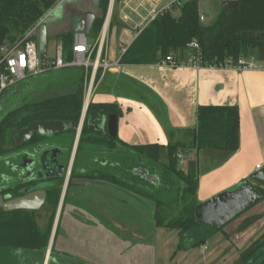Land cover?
I'll return each mask as SVG.
<instances>
[{
  "label": "trees",
  "instance_id": "obj_1",
  "mask_svg": "<svg viewBox=\"0 0 264 264\" xmlns=\"http://www.w3.org/2000/svg\"><path fill=\"white\" fill-rule=\"evenodd\" d=\"M61 1L0 0V47L22 42L33 28H39L42 19ZM68 1L69 15L64 12L59 21H50L47 30L49 40L50 28H60L55 35L61 41L66 61H72L75 34L72 18L92 10L85 0L80 3ZM108 6L109 0H100L96 7L100 15H96L88 35L91 41L97 40L101 34ZM114 24L113 21L111 27ZM31 39L37 41L38 36L34 35ZM191 42L200 45L203 62L207 65L219 66L227 60L237 61L241 57H255L264 64V0H227L216 20L209 26L200 20L198 0H193L185 4L175 16L164 14L153 21L121 55L119 64H159L169 55L176 56L189 50ZM39 57L46 59V51L41 52ZM66 69H75L71 91L40 101L18 103L17 97L26 85V81H21L5 90L0 99V163L24 147L49 144L60 150L57 160L65 168L60 177L46 180L49 184L45 189L46 201L40 210L5 212L0 208V254H11L8 264H19L20 252L28 256L26 264H43L50 244L85 102L86 71L83 68ZM101 75L102 71L99 70L95 83ZM110 115H116L117 118L122 115L116 103L90 102L61 212L66 205L72 181L93 180L109 183L151 201L155 208V227L178 232V251L201 248L216 234L223 232L229 224L218 228L196 221L195 212L200 204L199 162L197 158L191 159L188 166L183 168L178 155L189 151L223 152L227 155L237 152L240 147L239 109L235 106L199 107L197 127L171 132L172 141L167 146L129 145L118 136L109 137L103 122ZM41 121H66L73 127L53 138L36 134L27 144H16L22 129ZM175 135H181L182 138L174 140ZM138 170L147 171L149 176L156 178V182L143 178L137 173ZM249 181L256 183L252 185L263 195L264 200V183L252 179ZM26 186L23 183L8 186L0 190V195L12 193L14 197H19ZM42 212L48 215L44 228L39 225V220L43 218ZM59 227L60 219L54 241L59 235ZM53 246L48 264H87L68 254H59ZM234 264H264V232L241 252Z\"/></svg>",
  "mask_w": 264,
  "mask_h": 264
},
{
  "label": "crops",
  "instance_id": "obj_2",
  "mask_svg": "<svg viewBox=\"0 0 264 264\" xmlns=\"http://www.w3.org/2000/svg\"><path fill=\"white\" fill-rule=\"evenodd\" d=\"M125 2L126 0L123 2V8H125ZM124 11V9L120 11L117 28H112L111 31L112 49L109 44L106 57L101 60L111 64V67L100 77L96 86L99 93L93 97L95 99L92 98L96 103H116L121 109L122 115L118 118V138L129 145L159 144L167 146L172 141L171 132L197 127L199 107L235 106L240 113V147L238 151L230 155L208 151L184 152L182 153L181 166L186 168L191 159L197 158L199 162L198 200L200 203L207 202L215 196L236 188L240 182L249 181L252 174L259 171L256 168L258 165L261 166L260 170L264 168V64H261L262 68L251 71L217 68L173 69L160 64L121 65L119 64L120 46L129 47L134 42L137 38L135 36L136 28L140 24L138 18L134 19ZM188 53L189 51H184L175 57L176 59L185 58ZM178 138H182V136L175 135L174 140ZM91 181L86 182L88 187L106 183ZM81 183L84 182L75 184L80 185ZM251 183L256 185L255 182ZM110 185L107 183L106 189H112L113 185ZM262 187L264 188V186ZM116 192L118 194L110 193L105 197L106 205L101 207L97 205L98 203L90 202L91 198L85 197L82 192V197L78 193L75 200L79 198L84 201L87 212H82V214L70 207L71 209L66 215L77 219L83 226L81 228L83 230L92 223L91 219L98 220L104 231L110 232L116 240L119 238V244L115 245V249L117 248V251H114L115 257H124L131 250L144 246L145 243L147 244L153 239L148 242L138 228L140 218L135 215L134 204L131 205V202L129 204L118 199L119 195L132 197L131 193ZM112 199L122 202L124 207L127 206L128 210L126 213L122 212L119 218L117 216L114 218L112 209L108 206ZM65 207L63 212H61L62 207L60 211L58 208L55 223L58 225L60 219V232L55 241V233L53 238L51 236V249L48 247L43 264H46L48 256L51 257L53 244L54 250L59 254H68L87 264H101L102 261L98 263L90 261L85 256V250H81L79 253L78 250L71 247V238L66 233L70 230L61 227ZM135 222L137 223L136 228ZM54 229L55 227H53V231ZM160 230L154 224L151 229L152 236H158ZM116 232H122V235L120 236ZM61 234L63 242L60 249H56L57 239ZM206 245L202 247H206ZM109 249L108 246L106 252L103 253L109 256ZM19 255V264H26L28 256L22 252ZM10 258H12L11 254L8 259ZM8 263L7 260L4 264Z\"/></svg>",
  "mask_w": 264,
  "mask_h": 264
},
{
  "label": "rangeland",
  "instance_id": "obj_3",
  "mask_svg": "<svg viewBox=\"0 0 264 264\" xmlns=\"http://www.w3.org/2000/svg\"><path fill=\"white\" fill-rule=\"evenodd\" d=\"M66 0L63 2L58 8L54 10L51 14L49 21H59L63 18L64 12L69 15L67 9H70L69 1ZM81 0H74V3H80ZM127 2L129 0H126ZM227 0H198V8L200 15L205 18L203 22L204 25L209 26L211 25L217 18L218 14L223 8L224 2ZM124 0H113V8L111 12V16L109 19L108 25V41L106 43V53L109 48L112 49L113 42L111 40L112 35V28H117L116 21L118 20V16L120 11L124 9L125 13L131 15L134 19L140 21V18L133 14L131 8H123L124 7ZM126 2V3H127ZM85 3L89 5L91 8V12L95 15H100V11L96 9V7L92 6L90 0H85ZM111 0H109L108 12L110 7ZM123 3V5H122ZM130 6L135 9L137 8L136 5L130 3ZM94 7V8H93ZM98 12V13H97ZM143 15L145 14L143 11H140ZM69 17V16H68ZM107 19V15L105 21L103 23V27L105 25ZM78 21L77 18L72 20V25L74 22ZM114 21V26L111 27V23ZM59 25V24H57ZM51 27L50 28V36L48 40V44L45 48L46 57L52 60L56 54V46L58 43H61L60 39L56 37L55 33L59 32L60 28ZM102 27V29H103ZM69 27H66L67 29ZM38 36V29L35 33ZM41 52H39L40 55ZM75 69H61V70H50L48 72L33 75L27 77L25 80L26 85L21 89L20 94L17 97L18 103L25 101V102H35L45 99L50 96H54L57 94H61L64 92H68L72 90V75L74 74ZM80 71H76L79 73ZM98 83V82H97ZM96 83V86H97ZM86 85V84H85ZM94 86L92 93H91V101L94 102L93 98L97 93H99L98 88ZM93 98V99H92ZM30 147H24V149H28ZM23 149V150H24ZM207 152V151H205ZM48 158H44V161L48 163L51 155L47 154ZM10 159V160H8ZM165 159V157H163ZM21 157H15V154L10 155L8 158H5L0 163V173H8L14 175L13 172L19 174L20 172L15 170L14 168H10L8 165L14 164V161L17 163H21ZM84 160V159H83ZM85 162V161H82ZM8 164V165H7ZM69 182V181H68ZM84 182L80 185H76L75 183ZM92 182L91 180H83V179H74L72 184L69 188L68 198L66 201V207L64 210V215L62 217L61 227L69 229L70 231L66 233L71 238L73 249L78 250H85V256L92 262H100L101 264H234L237 259L239 258L241 252L245 250L253 241L258 239L264 232V200L260 201L255 206L248 209L244 212L240 217L236 220L231 222L223 232L216 234L206 245V247L193 249L190 251H178L177 245L179 242V234L177 231H167L165 229H161L159 235L153 237L151 234L152 226L155 224L154 220V204L146 200L144 198H140L134 194H131L132 197L127 195L120 196L119 200H124L125 202H131V205L134 204L135 206V215L140 218V223L138 228L142 235L145 236L146 240L149 243H145V245L136 248L134 252H130L126 254L124 257H115L114 251L115 245L119 244L118 240L114 239L111 236L110 232L107 233L104 231L102 226H100L99 221L95 219H91L92 223L89 224V227L86 229H81L83 226L77 219L70 218L66 214L68 210L74 208L75 210L82 212L85 211V202L77 198L75 200V196L79 193H83L85 197H90L89 200L92 203H98L99 207L106 205V199L110 193H116V191H124L123 189H119L115 186L112 189H106L107 183L96 184L93 187H88V183ZM99 183V182H98ZM47 182L39 184V186L45 187ZM242 184V182H240ZM65 186V184H64ZM63 186V189H64ZM112 186V185H110ZM68 184L66 186L67 190ZM65 190V194H66ZM82 192V193H81ZM63 193V191H62ZM130 194V193H129ZM82 197V196H81ZM111 199V196H110ZM79 201V202H77ZM60 205V204H59ZM109 208L112 209V214L114 218L117 216L118 218L122 215V212L126 213L127 206L124 207L122 202H118L115 199H112L108 203ZM71 207V208H70ZM140 209V210H138ZM119 213V214H118ZM43 218L39 220V225L44 228L46 224V217L48 216L46 212L40 213ZM83 214V213H82ZM118 214V215H117ZM70 218V219H69ZM56 221V219H55ZM69 222H72L69 224ZM247 222H250L247 224ZM244 224H247L246 227H243ZM137 223L135 222V228ZM118 235H122V232H116ZM124 233V232H123ZM70 234V235H69ZM121 239V238H120ZM63 242V235L61 234L57 239L56 249H60V245ZM70 242V243H71ZM69 243V244H70ZM114 246H112V245ZM121 244V243H120ZM109 246L110 255L104 254L106 252V248ZM70 247V246H69ZM121 247L123 245L121 244ZM62 248V247H61ZM8 253V254H7ZM80 253V252H79ZM9 252L4 254H0V264H4L5 261L8 260ZM109 258V260H106ZM106 261V263H105Z\"/></svg>",
  "mask_w": 264,
  "mask_h": 264
},
{
  "label": "built area",
  "instance_id": "obj_4",
  "mask_svg": "<svg viewBox=\"0 0 264 264\" xmlns=\"http://www.w3.org/2000/svg\"><path fill=\"white\" fill-rule=\"evenodd\" d=\"M193 0H129L125 2V7L131 8L133 14L140 18V24L136 28L138 36L153 21L164 14L175 16L177 12L187 3ZM130 3L136 5L133 9ZM140 11H143V15ZM200 20L205 18L200 15ZM40 25V24H39ZM38 25V26H39ZM38 27L33 28L22 42L14 46L7 44L0 47V99L3 92L17 83L25 80L29 76L42 74L50 70H61L66 68H83L86 71L85 103L91 100L93 87L96 86V77L99 70L103 76L111 67V64L101 60L106 57V43L108 41V29L101 31L95 41H91L85 32H75L73 45V59L66 61L61 43L56 46V54L52 60L39 57L38 41L31 39L35 35ZM127 46H120V55L127 51ZM189 53L185 58L176 59L169 55L160 62V65L168 66L173 69L192 68V69H231L237 71L258 70L261 67L255 57H241L237 61L227 60L219 66L207 65L203 62L201 48L197 42H191L188 47ZM117 64V63H116ZM90 72V74H89ZM182 153L178 155L182 164ZM260 165L256 168L260 170Z\"/></svg>",
  "mask_w": 264,
  "mask_h": 264
},
{
  "label": "water",
  "instance_id": "obj_5",
  "mask_svg": "<svg viewBox=\"0 0 264 264\" xmlns=\"http://www.w3.org/2000/svg\"><path fill=\"white\" fill-rule=\"evenodd\" d=\"M66 0H62L51 12H49L45 18L42 19L38 28V50L39 52H44L45 48L48 44V30H47V22L50 19L51 14L54 12L56 8H58L63 2ZM90 3L94 7H98L100 4V0H90ZM108 17V14H107ZM95 20V14L92 12H88L85 18H78V21L74 22V31L75 32H85L86 35H89L93 23ZM88 104L84 105L81 121L77 130L76 139L73 146V151L71 154V158L69 161V165L66 172L65 186L63 189L59 211L61 210L63 199L65 196L66 186L68 184L70 174L72 171L73 163L75 160V155L77 151V146L82 130V126L84 123L85 115L87 112ZM72 124L66 121H41L35 122L28 127L22 129L19 133V136L16 140V144L21 146L25 145L31 141L34 135L38 134L43 137L53 138L55 135L70 130L72 128ZM103 127H107V133L109 137H116L118 131V118L116 115H110L107 120H104ZM40 149H44L41 153V163H36L33 158L28 164L26 163V159L29 157L28 154L24 156L26 168L25 176L31 177L34 172L32 168H38L37 173H41L38 177L39 181L47 182L46 180L50 178L60 177L65 171L64 166L60 165L57 160L58 152L60 151L58 148L50 146L46 144L41 146ZM50 154L51 157L48 160V163L44 161V158H48ZM138 174H140L143 178L156 182V178L154 176H149L148 172L145 170H138ZM251 179L253 181H259L264 183V168L262 170L256 171L252 174ZM34 180V178H32ZM49 184L42 186H35L26 188L22 193L25 195L20 196L18 198L9 199L0 195V208L5 212L17 211V210H27V211H38L40 210L46 201V187ZM3 189V188H2ZM0 189V190H2ZM263 198V195L252 185L250 181H243L242 184H239L236 188L224 192L218 196H215L211 200L200 203L196 208V221L200 224L216 226L218 228H222L228 224H230L233 220H235L238 216L242 215L251 207L258 204ZM58 222V221H57ZM57 223H55V229L53 231L52 238L54 237V233L56 230ZM51 238V244H52ZM51 244L49 249H51ZM50 261V256H48L46 260V264Z\"/></svg>",
  "mask_w": 264,
  "mask_h": 264
},
{
  "label": "flooded vegetation",
  "instance_id": "obj_6",
  "mask_svg": "<svg viewBox=\"0 0 264 264\" xmlns=\"http://www.w3.org/2000/svg\"><path fill=\"white\" fill-rule=\"evenodd\" d=\"M87 13L88 12H85L83 14H77V15L74 14L75 16L72 19H74V18H77V19L78 18H85ZM95 18H96V15H95ZM41 146H44V145L39 144L36 147L29 146L30 148L24 149V150L20 151L19 153L15 154V157L24 158V156L26 154H28L29 157L26 159V163L28 164V167L30 165L29 162L33 158L35 159L36 163L40 164L42 161L41 153L44 150V149L43 150L40 149ZM8 160H10V159H8ZM9 162H10V165H8V164L7 165L10 168H14L15 170L19 171L20 173L16 174V175L14 172H13L14 175L4 173V172L0 173V189L7 188L8 186L16 185L17 183H23V184H26L27 186L22 188V190H21V193H22L23 190H25L26 188H30V187L34 188L35 186H38L39 184L43 183L42 181L38 180V177L41 175V173H37L39 170L36 167L32 168V171L30 173H32V172H34V173H33V175L30 174L31 177L25 176L28 173L26 172V168H24V165H25L24 159L21 160V163H17L14 161V164H12V165H11V161H8V163ZM32 178H34V180H32ZM23 195H25V194L22 193L21 196H23ZM4 197H7L9 199L18 198V197H14L12 193L5 194Z\"/></svg>",
  "mask_w": 264,
  "mask_h": 264
},
{
  "label": "bare ground",
  "instance_id": "obj_7",
  "mask_svg": "<svg viewBox=\"0 0 264 264\" xmlns=\"http://www.w3.org/2000/svg\"><path fill=\"white\" fill-rule=\"evenodd\" d=\"M112 8H113V0H111L110 7H109L108 17H107L106 22H105V25H104V27H103V30H104V31L108 29L109 19H110V16H111ZM86 103H87V102H86ZM86 103H85V104H86Z\"/></svg>",
  "mask_w": 264,
  "mask_h": 264
}]
</instances>
